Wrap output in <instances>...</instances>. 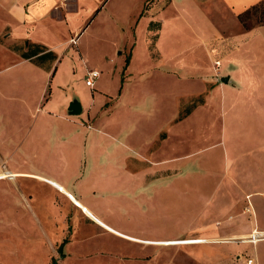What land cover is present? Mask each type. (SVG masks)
Instances as JSON below:
<instances>
[{
	"label": "crops",
	"instance_id": "crops-1",
	"mask_svg": "<svg viewBox=\"0 0 264 264\" xmlns=\"http://www.w3.org/2000/svg\"><path fill=\"white\" fill-rule=\"evenodd\" d=\"M76 1L0 0V185L11 187L14 183L13 190L0 189V195L11 197L8 202L0 205V231L7 235L8 245L14 246V253L16 254V248L21 247L18 255L23 253L28 260L34 252L26 247L28 242L26 246L23 243L24 231L43 230L47 236V230H56L66 224V208L59 207L56 202L54 204L56 199L67 207L69 213L81 219L82 226L72 232L74 242L78 244L88 231L101 236L105 241H111L113 248L123 244H143L121 239L115 236V232L144 242L140 238L143 236L141 231L144 225L141 207L145 204L147 192L139 189L135 190L137 193L128 190L116 196L117 198H108L104 190L96 185L97 180L102 178L116 180L113 173L105 172L106 167L113 168L115 160L109 152L100 158L98 151L107 149L108 145H99L97 133L89 124V121H93L89 109H83L81 100H75L73 95L66 92V89L76 85L74 75L68 74L65 69L59 71L56 61L41 67L21 56V52H27L30 45H40L54 53L58 45L49 46L48 39L55 38V35L43 37L44 34H50L44 31V24L35 29L39 21L44 19L62 22L65 19L63 16ZM218 1L222 3L224 10L230 3L237 19L239 13L262 0ZM236 22L237 35L230 37L221 35L222 31L226 34L228 29L225 23L219 29L211 15L199 19L201 26L188 25L193 39H203L201 46L205 63L196 61L194 46L186 45V42L183 44L181 41L186 38H179L186 35L179 36V30L174 27L170 34L172 44L162 48L161 25L157 40L158 58L154 63L148 60V64L152 66L145 62L135 66L131 62L128 68L131 70L132 79L124 88L122 97L124 99L127 88L132 85L135 89L134 95L127 97L125 106L127 134L141 132V126L150 115L161 117L167 106L160 105L159 101L165 99L163 101H168L172 109L176 105L175 117L170 126L183 120L194 125L185 126V138H180L181 142L200 145L205 143L208 145L206 148H219L221 156L218 160V171L221 174L220 182L225 183L222 186L225 199H221L219 206H213V212L228 215L244 207V197L251 200V210L249 208L245 211L249 214L248 217L235 216L232 225L224 226L223 231H214L211 226L213 229L209 227V233L204 238L173 241L189 243L178 244L183 246L203 242L217 248V251L211 249L213 254L206 255L205 264H225L226 261L228 264H238L240 260L242 264H246L248 259H255L259 264L258 254L248 256L240 245L255 249L259 241L264 240V237H257L255 240L240 241L242 236L264 235V25L246 31L238 19ZM235 37L239 40L232 42L230 46H222L223 43L218 42L219 39L226 43L228 39ZM217 45L218 48H215ZM217 61L219 66L215 67ZM149 80L155 81L158 88L147 86ZM121 95L122 93L117 99ZM94 96L92 94V98ZM74 101L80 103L81 107V112L77 115L68 111L69 105ZM151 102L154 104L148 106ZM182 107L184 116L179 119ZM192 118H197V121L192 122ZM178 128L179 125L171 128L170 132H160L155 139L156 150L149 148L147 151L151 155L157 154L164 146H170L171 139L175 143L179 142ZM133 138L138 139L137 143L141 142V136ZM188 156L190 154L184 158ZM178 157L163 156L155 162L142 159L143 157H138V160L142 159L146 166H157L165 165L164 162H179ZM127 160L130 158L124 157L121 162ZM7 172L10 177H7ZM130 172L132 171L126 170L130 178H138ZM171 174L176 176V170ZM190 177L189 175L188 179ZM140 179H136L138 183ZM143 180L144 178L141 183ZM31 182L36 184L37 189L30 193L19 187V183ZM95 189L102 192V195H96ZM40 191L47 193H44L43 202L38 201ZM197 192L189 197L197 199ZM67 196L74 201L69 202ZM117 199L123 203L125 209L129 208V219L132 218L131 214L135 213L133 217L138 214V224L135 221L134 227H125L122 230L107 220H115V214L119 213L121 206H116ZM42 206L43 209H40ZM194 211L195 209L192 212ZM73 229L70 228V231ZM227 238L231 240H223ZM68 239L65 237L60 242L56 251L57 258L52 259H65L63 249L69 243ZM209 239L219 241L208 242ZM112 251L117 252L114 249Z\"/></svg>",
	"mask_w": 264,
	"mask_h": 264
},
{
	"label": "rangeland",
	"instance_id": "rangeland-1",
	"mask_svg": "<svg viewBox=\"0 0 264 264\" xmlns=\"http://www.w3.org/2000/svg\"><path fill=\"white\" fill-rule=\"evenodd\" d=\"M234 12L230 3L224 10L222 3L218 0H77L65 13L63 16L65 19L62 22L44 19L39 21L38 26L37 23L34 25L37 26L35 29L37 30L40 24H44V31L50 34H44L43 37L55 35V38L48 39V44H50L49 46L51 44L58 45L54 50L57 59L56 66L59 71L65 69L68 74L72 73L76 84L69 87L70 89H66V92L73 95L72 98L75 100H81L83 109H89V115L93 119V121H89V124L97 133L99 145H108L107 149L98 151L100 158L104 157L107 152L113 154L112 157L115 160L113 168L106 167L105 172L113 173L116 180L102 178L97 180L96 185L104 190L105 196L108 198L122 195L128 190L136 192L135 190L139 189L147 192V199L141 207L144 225L141 231L143 236L140 238L144 239V242L119 231H117L119 233L115 232V236L121 239L145 245L123 244L113 248L111 241H105L104 238L92 231H88L87 235L79 240V244L74 242L72 232L82 226L81 219H77V216L69 213L67 207L56 199L54 204L56 202L59 207L66 208V224L56 230H47V236L43 230L24 231L25 240L23 243L26 246L28 242L26 247L34 252L29 256L30 260L23 253L18 255L21 252V247L16 248L15 254L14 246L9 247L8 245L7 235L0 231V264H52L51 259L57 258L58 245L65 237L69 238V243L63 249L66 257L64 260H59L57 264H205L206 255L213 254L211 249L217 251V248L203 242L183 246L178 244L189 243L173 241L204 238L203 236L209 233L208 230L213 228L214 231H223L224 226L232 225L235 216L248 217L249 214L245 211L249 208L251 210L249 203L251 200L244 197L246 203L244 207L228 215L213 212V206H219L221 199H225V190L222 189L225 183L220 182L221 174L218 171V160L221 156L219 148L216 146L206 148L208 145L205 143V145H200L181 142L180 138H185L183 129L185 126L193 124L189 121L183 122V120L170 126V122L175 117L176 105H172V109L168 101H163L165 99L159 101L160 105L167 106L164 112L162 111L161 117L155 118L154 115H150L141 126L143 129L141 132L127 134L125 132V125H127L125 106L127 97L134 95L135 89L132 85L127 88L126 98L122 99V97L124 88L130 84L128 81L132 79V76L130 77L131 70L128 68L131 62L135 66L144 62L147 63L146 65L152 66L150 63L148 64V60H152L151 62L154 63V60L158 58L157 40L161 33V25L164 31L160 35V41L161 39L163 41L162 48L165 49L172 44L170 34L174 27L175 30H179V36L186 35L179 38L180 40L186 38L185 41H181L183 44L186 42V45L194 46L193 53L196 61L205 63L203 46H201L203 39H193L188 25L201 26L199 19H203L204 16L208 18L211 15L218 28L225 23L228 32L225 34L222 31L221 35L236 36L235 30L238 23ZM237 40L239 38L235 37L228 39L226 43L219 39L218 42L223 43L222 46L225 44L230 46ZM219 43L218 45H220ZM218 45L215 48H218ZM210 47L213 46L210 44ZM213 50H215L214 47ZM93 70L98 72L99 78L95 81L94 90H90L85 85L84 77L87 71ZM55 84L56 80L53 87ZM147 86L158 88V85L152 80L148 81ZM141 91L143 92L142 89ZM121 93V97L117 99ZM92 94L95 95V98H92ZM151 104L153 105L154 102L148 103V106ZM183 109V107L180 109V114L183 113ZM83 117L85 118V116ZM191 121L195 122L197 118H192ZM85 122L88 125V122ZM178 125L179 142L176 141L178 144L174 142V139H171L170 146H164L157 154L151 155V152L147 151L149 148L152 151L156 150L155 139L160 132H170L171 128ZM133 136H141V142L137 143L138 139H134ZM187 154L190 156L184 158ZM163 156H179L180 159L176 163L166 164L164 162L165 165L157 166L154 164L146 166L142 163L144 158L155 162ZM124 157L130 158V160L122 163L121 160ZM138 157L143 158L138 160ZM126 170L132 171L130 173H134L138 177L136 179L144 178L143 182L141 183L140 179V183H138V180L130 178L126 174ZM175 170L176 176L171 174ZM6 175L10 177L8 172ZM189 175L191 177L188 179ZM35 185L33 182L19 183V187L25 192L29 191L28 193L37 189ZM0 187L6 191L13 190L14 183L11 187L4 184ZM96 190V195H102V192ZM195 192L199 196L197 199L189 197ZM44 193L40 191L38 201L43 202ZM67 197L69 202L74 201L69 196ZM10 199L11 197L6 194L0 195V205ZM115 201L116 206H121L118 209L119 213L115 214V220L111 218H107V220L115 223L122 230L125 227H134L138 224V214L134 217L135 213L131 214L132 218L129 219V208L125 209L120 200ZM234 201H237V198H234ZM109 205L112 204L109 203ZM40 209H43V206ZM193 209H195L194 212H192ZM250 214L252 215L251 211ZM209 227L211 228L209 229ZM70 228L74 229L70 231ZM135 231L141 233L139 230ZM119 234L125 236H118ZM257 237H264V235L242 236L240 241L255 240ZM231 238L223 240H231ZM217 241L219 240H208V242ZM13 242L14 240L12 244H14ZM225 242L231 243L232 241ZM240 247L244 248V252L248 256H253V253L258 254L259 264H264V240L259 241L255 249L248 245H240ZM97 248H99L98 251ZM222 248L225 249L223 246ZM113 249L117 252L113 253ZM222 252L226 253L224 250ZM249 261L250 263H248ZM225 264L228 262L226 261ZM238 264H242V261L240 260ZM246 264L257 263L255 259H248Z\"/></svg>",
	"mask_w": 264,
	"mask_h": 264
},
{
	"label": "trees",
	"instance_id": "trees-1",
	"mask_svg": "<svg viewBox=\"0 0 264 264\" xmlns=\"http://www.w3.org/2000/svg\"><path fill=\"white\" fill-rule=\"evenodd\" d=\"M239 23L242 25L244 30H250L257 26L264 25V0L258 2L257 4L250 6L241 13L237 15ZM253 21V22H252ZM253 23V24H252ZM21 56L24 59L31 60L38 66L43 67L46 63H53L57 61L56 56L52 51H48L45 47L40 45H30L25 53L21 52ZM187 113V112H186ZM185 113V114H186ZM184 114H180L179 119L182 118ZM61 250V247L59 248ZM52 264H57L56 259H52Z\"/></svg>",
	"mask_w": 264,
	"mask_h": 264
},
{
	"label": "built area",
	"instance_id": "built-area-1",
	"mask_svg": "<svg viewBox=\"0 0 264 264\" xmlns=\"http://www.w3.org/2000/svg\"><path fill=\"white\" fill-rule=\"evenodd\" d=\"M218 66H219V63L215 62V67H218ZM98 77H99V74H98L97 71H95V70L88 71L86 73V76H85V79H84L85 85L88 88L93 89V87L95 85V81L98 79ZM248 263H250V261Z\"/></svg>",
	"mask_w": 264,
	"mask_h": 264
},
{
	"label": "water",
	"instance_id": "water-1",
	"mask_svg": "<svg viewBox=\"0 0 264 264\" xmlns=\"http://www.w3.org/2000/svg\"><path fill=\"white\" fill-rule=\"evenodd\" d=\"M68 111L73 114V115H77L81 112V107H80V103L78 102H72L70 105H69V108H68Z\"/></svg>",
	"mask_w": 264,
	"mask_h": 264
}]
</instances>
